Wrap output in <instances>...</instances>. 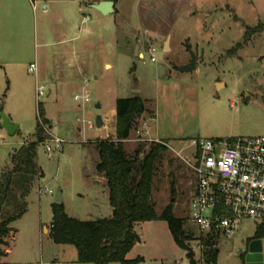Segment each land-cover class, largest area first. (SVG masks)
Segmentation results:
<instances>
[{
  "label": "rangeland",
  "instance_id": "374dc122",
  "mask_svg": "<svg viewBox=\"0 0 264 264\" xmlns=\"http://www.w3.org/2000/svg\"><path fill=\"white\" fill-rule=\"evenodd\" d=\"M116 4L110 14L85 9L95 36L87 48L88 42L84 47L77 42L76 63L68 62L64 48L53 43L59 23L43 13L41 3L34 8L30 0H14L12 7H0V176L11 164V153L36 139L37 84L46 86L41 102L51 118L50 131L64 140L61 150L51 155L45 142L39 145L37 161L43 176L35 180L27 197L29 212L11 225L18 231L9 244L12 252L3 257L8 264H91L78 261L74 245L57 244L41 226L52 223L59 191L71 216L81 220L109 216L107 186L104 191L96 182V141L108 133L116 137L113 108L118 97L140 94L147 107L125 142L129 156L143 146L145 151L150 148L151 140L142 138L145 122L151 135L168 141L157 163L152 201L158 212L173 202L175 214L188 219L185 227L193 237L200 233L189 219L196 181L185 160L192 161L191 139L264 134V0H118ZM82 28L86 35L90 28L87 24ZM151 46L156 47L155 61ZM192 53L197 54L196 69L182 70ZM31 63L37 64L36 71H30ZM84 89L91 96L85 106L75 98ZM3 113L20 125L15 134L4 127ZM98 114L104 120L101 127L78 120L96 121ZM262 222L245 218L231 236H217L215 264H245L244 249ZM137 231L143 234L128 258L142 256L138 264H190L167 220L138 222ZM188 243L196 245L197 263L209 264L198 240Z\"/></svg>",
  "mask_w": 264,
  "mask_h": 264
},
{
  "label": "trees",
  "instance_id": "16d2710c",
  "mask_svg": "<svg viewBox=\"0 0 264 264\" xmlns=\"http://www.w3.org/2000/svg\"><path fill=\"white\" fill-rule=\"evenodd\" d=\"M238 45L241 47L242 43ZM116 110V137L96 141L99 154L96 169L107 179L113 212L107 217L81 220L68 214L63 202L55 201L51 223L53 240L58 244L74 245L80 262L138 264L143 260L142 256L127 257L140 239L136 223L164 219L168 221L175 241L187 251L190 264H198L188 240L202 236L193 237L187 232L185 224L188 219L175 214L173 202L158 212L152 201L157 163L168 149V141L151 140L147 151L143 146L134 156H129L125 142L147 110L146 102L140 94L118 97ZM152 114L154 117V110ZM38 115L36 139L23 142L11 153V164L0 176V264H4L3 257L8 253L10 242L7 238L14 229L11 225L27 212V197L35 180L43 176V169L37 161L38 148L47 138L45 126L50 124V119L42 102L38 104ZM217 236L213 234L208 239L201 238L204 245L202 258L206 263H217L219 247L214 242ZM254 238H264V221L258 225L249 241Z\"/></svg>",
  "mask_w": 264,
  "mask_h": 264
},
{
  "label": "built area",
  "instance_id": "2783aa9c",
  "mask_svg": "<svg viewBox=\"0 0 264 264\" xmlns=\"http://www.w3.org/2000/svg\"><path fill=\"white\" fill-rule=\"evenodd\" d=\"M31 2L36 7L37 0ZM149 51L151 59L155 61L156 47L151 46ZM29 69L36 71L37 64L31 63ZM45 94L46 86L37 84L38 104ZM75 98L85 106L91 99L90 92L84 89L77 92ZM78 120L88 123L90 127L97 125L91 118L78 117ZM45 129L48 134L44 144L51 155L61 150L64 140L52 134L49 125ZM189 145L192 148V161L185 160L192 167L196 179L189 219L200 236H231L245 218L264 221V134L226 140L199 137L191 139ZM202 237L194 240H198L197 246L203 251ZM195 249L196 245L193 244L192 250Z\"/></svg>",
  "mask_w": 264,
  "mask_h": 264
},
{
  "label": "crops",
  "instance_id": "0c3cea01",
  "mask_svg": "<svg viewBox=\"0 0 264 264\" xmlns=\"http://www.w3.org/2000/svg\"><path fill=\"white\" fill-rule=\"evenodd\" d=\"M99 1H101V0H98V1H96V0H37L38 3H41L43 13H45L47 16H48V13H50V15L53 16L54 19L57 20V22L59 23L57 25L58 27L55 29V31L57 32V38H56V41H54L53 43H55V45H59L62 48H64L63 51L66 52V53H64L65 54L64 58L68 59V62H73V63L77 62V59H76V58H78V54L76 51L77 46H78L77 42L79 44L80 43L83 44L81 47H84V42H88L85 45L86 48L89 46H92L91 44H93V38L95 36V30L91 27V23H89L90 14L87 13L85 15V9L86 8H94L92 6V4L99 2ZM13 3H14V0H0V7H2L3 5H7L9 7H12ZM116 6H117V4L115 3V9H116ZM34 8H36V7H34ZM117 8H118V6H117ZM94 9L96 10V8H94ZM83 14H84V17H82ZM83 24H87V28L88 29L90 28L86 35H84L82 32L83 31V28H82ZM71 43H72V46H69V44H71ZM113 111L115 112V116H116L117 115L116 107L113 108ZM46 115L51 120V118L48 116L47 113H46ZM150 121H151V119L149 120V122ZM145 123H146V125L148 124V122H145ZM146 125H145V130L142 133L144 136L142 138L144 140L164 139L161 136L158 137V136L151 135V132L149 131L150 126H148V128H147ZM97 176L98 177L96 178V182L98 183V185L102 184V190L105 191L104 187L107 186V179L100 174H98ZM107 189H108V186H107ZM62 199H63V196H62ZM28 212L29 211L27 210L26 213H28ZM112 212H113V207L111 205V209H110L108 215L110 216L112 214ZM51 226H52V224H50V225H48L46 223L42 224L41 231L44 234H48L51 236ZM136 230H137V223H136ZM17 231L13 229L10 232V234L7 238L9 240V242L11 241L12 238H14L16 236ZM140 234H143V232H140ZM51 239H53L52 236H51ZM262 240L264 243V239H262ZM59 245H62L65 247L67 245H72V244H59ZM64 247H62V248H64ZM7 251H8V253L6 256H8L12 252V248L8 247ZM57 258H58V256H56V259ZM2 262L4 264H8V262L4 261V260H2Z\"/></svg>",
  "mask_w": 264,
  "mask_h": 264
},
{
  "label": "water",
  "instance_id": "95a60500",
  "mask_svg": "<svg viewBox=\"0 0 264 264\" xmlns=\"http://www.w3.org/2000/svg\"><path fill=\"white\" fill-rule=\"evenodd\" d=\"M92 6L104 14H110L115 12V1L114 0H101L99 2L93 3ZM197 66V54L192 53V58L189 63L181 67L182 70H195ZM221 84L220 82L218 85ZM100 107V104H98ZM3 125L10 134H15L20 125L12 122L10 117L3 113ZM97 125L101 127L103 125V117L101 114L97 115L96 118ZM62 193L58 192L56 196V201L61 202ZM245 264H264V243L261 238H254L248 242L247 247L244 249Z\"/></svg>",
  "mask_w": 264,
  "mask_h": 264
},
{
  "label": "flooded vegetation",
  "instance_id": "af4514ba",
  "mask_svg": "<svg viewBox=\"0 0 264 264\" xmlns=\"http://www.w3.org/2000/svg\"><path fill=\"white\" fill-rule=\"evenodd\" d=\"M245 253V255H246V252H244Z\"/></svg>",
  "mask_w": 264,
  "mask_h": 264
}]
</instances>
